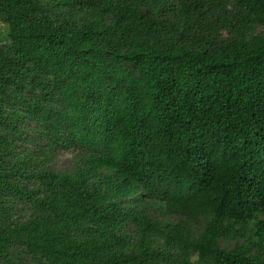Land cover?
Here are the masks:
<instances>
[{"label": "trees", "instance_id": "16d2710c", "mask_svg": "<svg viewBox=\"0 0 264 264\" xmlns=\"http://www.w3.org/2000/svg\"><path fill=\"white\" fill-rule=\"evenodd\" d=\"M0 22V264H264V0Z\"/></svg>", "mask_w": 264, "mask_h": 264}, {"label": "rangeland", "instance_id": "374dc122", "mask_svg": "<svg viewBox=\"0 0 264 264\" xmlns=\"http://www.w3.org/2000/svg\"><path fill=\"white\" fill-rule=\"evenodd\" d=\"M7 30L8 29H7L6 24L0 22V42H3L5 40ZM30 148L33 149L34 147L31 145ZM56 162H57V166L59 169L66 170L72 166L74 162V155L69 151L61 152L59 156L57 157ZM225 242L227 241L222 242V244L225 245L226 244Z\"/></svg>", "mask_w": 264, "mask_h": 264}]
</instances>
